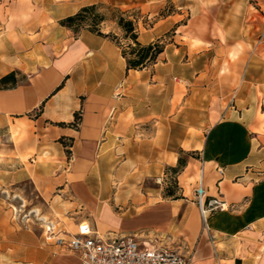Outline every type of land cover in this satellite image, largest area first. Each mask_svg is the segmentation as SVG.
<instances>
[{"label": "crops", "instance_id": "0c3cea01", "mask_svg": "<svg viewBox=\"0 0 264 264\" xmlns=\"http://www.w3.org/2000/svg\"><path fill=\"white\" fill-rule=\"evenodd\" d=\"M165 2L177 12L154 20L143 32L138 22L142 44L175 34L149 69L127 70L120 48L108 38L59 24L88 5L141 12L147 7L148 13ZM184 5L190 6L189 18L180 25ZM248 6L249 0H0V78L14 73L17 81L0 89V156H6L0 158V188L25 181L50 188L47 214L58 218L49 221L57 231L77 234L84 227L89 235H135L157 246L171 245L137 232L168 230L180 203L149 194L131 199L128 191L117 196L112 183L155 177L176 165L179 151L198 152L200 160H193L202 166L207 194L218 191L228 208L209 217L191 264H257L252 256L257 244L264 245V136L251 127L258 125L256 103L264 94V79L246 72L264 70V60L256 56L255 61L254 50L240 45L242 32L232 35L225 24L241 22ZM205 20L223 23V41L197 34L185 41L180 29ZM209 51L213 58L196 68L195 57ZM228 51L234 59L221 56ZM212 62L216 69L245 73L234 80H200ZM177 79L185 85L180 99ZM233 98L235 107H221ZM219 116L224 120L210 124ZM181 118L188 122L180 123ZM200 119L207 126L204 140L188 135L190 129L205 131ZM13 128L25 136L18 145ZM216 166L223 169L219 179ZM189 170L181 177L186 193ZM117 206L124 212H114ZM145 213L155 220L138 223ZM53 246L49 264L80 263L77 254ZM34 257L28 254L27 260ZM3 259L0 250V264ZM260 260L264 264V252Z\"/></svg>", "mask_w": 264, "mask_h": 264}, {"label": "rangeland", "instance_id": "374dc122", "mask_svg": "<svg viewBox=\"0 0 264 264\" xmlns=\"http://www.w3.org/2000/svg\"><path fill=\"white\" fill-rule=\"evenodd\" d=\"M250 6L247 7L246 13L242 16L243 20L241 22H230L225 23L228 31H231L232 35L242 32V37L244 43L240 45L244 49H253L254 50V60L256 56H259L261 60H264V0L258 2V0H249ZM97 13L104 15L107 20L104 23H101L99 28L105 34H110L118 39L122 47H126L128 41L122 38L121 30L116 26L113 19L119 16L120 13H127L130 17L136 16L138 22H140V32H143V28H149L152 26L154 20L168 14L171 12H177V8L169 2L162 3L160 6L146 13L145 7L144 11L141 12L137 9H130L122 11L118 8L98 3ZM180 14L182 18L179 22L180 25L187 24L186 20L189 18V9L190 6H181ZM244 13V12H243ZM127 14L124 17H127ZM223 23H216L214 21H200L195 23L191 21L187 28L180 29L184 40L185 38L192 37L194 41V36L197 35H210L212 38H219L222 42L224 38V32L222 28ZM82 29H79L81 31ZM237 32V33H236ZM171 31L164 35L162 43L166 44L172 41ZM235 37V36H234ZM183 40V38H177V41ZM192 44L193 42L190 41ZM205 44V42H202ZM214 56L212 51L204 53V55H198L195 57L196 68L206 65V61L212 59ZM221 56L227 57L229 60L234 59L236 54L233 51H228ZM246 61L245 58L242 59V62ZM261 62V61H260ZM198 71V69H197ZM245 73V70L238 71L234 69H216V64L205 67L203 74L200 76V80H217L221 77H232L233 80L242 76ZM251 73H258L255 77L264 79V70H248L246 72V77H249ZM175 93L179 94V99L181 95L185 93V85L183 82L177 79L175 81ZM231 95V94H230ZM230 97V96H229ZM264 99V94H258L257 101V120L258 125L256 127H251L253 131L259 132L261 136H264V109L260 108V100ZM180 101V100H179ZM178 102H174V106ZM190 104V103H188ZM194 104V103H192ZM190 104V105H192ZM198 104V103H195ZM217 102L212 100L210 104L212 109H215ZM235 99L231 102L221 103V107L229 106L230 108L235 107ZM195 122L196 118L193 119ZM203 119H200V127L204 128V132H196L193 129H190L188 135L194 133L195 137H198L202 140L203 136L206 138L208 134H205L207 131V126L202 124ZM224 120L221 116L212 117L210 119V124H215ZM192 121V123L194 122ZM188 122V120L180 119V123ZM190 122V119H189ZM223 124H225L223 122ZM17 129L13 128L11 133L12 141L18 145L22 139H24L23 134L17 133ZM187 135V136H188ZM151 136V135H150ZM165 136V135H164ZM171 136H175L171 134ZM179 142L183 137L181 132L178 133ZM264 140V138H262ZM4 144L10 142V137L5 135L3 136ZM198 145V144H197ZM196 145V146H197ZM34 151H29L30 157L33 156ZM6 157V156H0ZM20 160L29 168L28 161L26 156L20 155ZM189 157L191 159H189ZM182 160V167H180L177 173H172L169 168L165 167L163 172L158 174L155 177H150L146 179H138L131 182H117L112 183L113 194L117 196L122 193V191H128L127 196L131 199L134 196L138 195H148L157 196L166 201H177L180 203L181 207L179 209V214L176 217L172 218V224L168 230L163 231H154L152 229H142L137 233L142 235V237H149L151 239H158V241L170 242L173 241L174 244H177L182 252L187 255L190 259V263L193 261L194 254L197 251V246L201 237V234L207 233L208 228L206 223L203 222L200 217L196 205L194 203V190L197 187V182L200 178L199 170L202 167L200 163L195 160H200V155L198 152H181L179 151V158ZM40 161V158H38ZM202 162V161H201ZM178 166V162L174 167ZM189 167V171L186 174V183L189 188V193H186L185 189L181 183L182 174L185 171V168ZM213 167V166H212ZM205 187V183H204ZM50 188L41 187L40 183L35 182H20L15 186L10 184L4 185L0 188V242H2V247L0 250L3 252V264H49V256L54 255V252H49L53 246L51 240L48 239L45 229L49 221L57 222L58 218L50 217L47 214V202L49 200ZM171 194L172 196H168ZM41 195L45 196V199ZM209 195H216L215 191ZM114 212L123 213L124 207L117 206L113 208ZM155 216L152 213H145L137 221L138 223H147L155 220ZM61 221V220H60ZM65 221V220H64ZM153 231V232H152ZM59 253V250L56 248V251ZM213 252V251H212ZM264 252V245L257 244L256 253L252 256L257 264L261 262V253ZM215 253V252H214ZM28 254H34V260L28 259ZM12 256V257H11Z\"/></svg>", "mask_w": 264, "mask_h": 264}, {"label": "built area", "instance_id": "2783aa9c", "mask_svg": "<svg viewBox=\"0 0 264 264\" xmlns=\"http://www.w3.org/2000/svg\"><path fill=\"white\" fill-rule=\"evenodd\" d=\"M260 108L264 109V99L260 100ZM202 169V168H201ZM218 179L223 169L216 166ZM203 170V169H202ZM220 194L208 195L204 187L203 171L194 190V203L203 222L210 216L228 208ZM48 239L56 246L79 256V264H189L190 259L177 244L157 246L135 235H89L86 228L80 233L72 234L57 231L53 224L48 223L45 229Z\"/></svg>", "mask_w": 264, "mask_h": 264}, {"label": "trees", "instance_id": "16d2710c", "mask_svg": "<svg viewBox=\"0 0 264 264\" xmlns=\"http://www.w3.org/2000/svg\"><path fill=\"white\" fill-rule=\"evenodd\" d=\"M98 4L82 7L78 12L71 16H67L59 21L61 26H64L74 33H79V29L88 30L89 32L101 37L108 38L121 50V55L126 62L127 70H143L153 67L157 62L158 56L164 51L165 44L161 41L142 44L138 41V18L129 16L127 13H120L113 21L122 32V38L128 41L126 47H122L118 39L110 34H103L99 28L101 23H104L107 18L97 13ZM127 14V17L124 15ZM15 74L11 73L0 78V89L16 86ZM181 158L178 159V166L171 167L169 170L172 173H177L182 167ZM168 196H172L169 194ZM236 264H240L239 261Z\"/></svg>", "mask_w": 264, "mask_h": 264}]
</instances>
